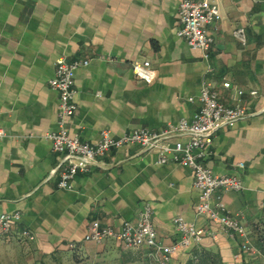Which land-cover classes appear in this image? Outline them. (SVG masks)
Listing matches in <instances>:
<instances>
[{"label":"crops","instance_id":"0c3cea01","mask_svg":"<svg viewBox=\"0 0 264 264\" xmlns=\"http://www.w3.org/2000/svg\"><path fill=\"white\" fill-rule=\"evenodd\" d=\"M183 1L0 0V216L21 214L10 234L0 229V264H158L146 247L85 240L92 222L121 230L147 206L164 245L181 239L178 217L205 231L171 264L197 254L223 264H264V0H216L220 16L210 28L215 43L208 58L177 35ZM238 28L245 29L246 44L235 38ZM60 57L89 60L76 72L77 111L67 129L91 144L103 130L120 137L192 120L206 83L228 106L235 92L224 82L244 89L249 114L217 132L203 162L215 174L242 179V191L219 189L213 202L245 226L258 253L197 213L194 171L159 164L156 150L113 149L99 166L76 175L72 189L59 188L61 156L46 135L60 129L59 92L51 86ZM135 61L152 63V84L134 75ZM188 140L182 135L172 143ZM22 230L35 240L24 239Z\"/></svg>","mask_w":264,"mask_h":264},{"label":"built area","instance_id":"2783aa9c","mask_svg":"<svg viewBox=\"0 0 264 264\" xmlns=\"http://www.w3.org/2000/svg\"><path fill=\"white\" fill-rule=\"evenodd\" d=\"M220 16V7L216 0H184L179 8L180 26L177 35L188 45L200 50L205 58L214 46L215 39L210 33ZM234 36L242 44H246L247 35L244 28L234 31ZM89 60L68 61L60 57L56 62L55 76L51 86L59 92V125L57 132L46 135L52 143L55 153L61 156V163L55 170L60 177L59 188L72 189V180L80 173H88L99 166L103 159L116 148L125 145H139L145 151L156 150L159 154V164L174 163L189 167L195 174V188L200 194V204L197 213L217 222L221 229L234 237L244 240L243 249L256 254L257 250L251 245L247 229L233 216L224 213L225 206L219 201L213 202L217 190L240 192L245 186L241 178L232 175L213 173L203 162L206 147L213 143L214 137L225 125L234 123L246 117L249 112L243 103L247 92L225 81L226 89L234 90L233 106H228L220 100V94L211 84L206 83L197 99L199 109L192 120H182L178 124H170L160 132L139 129L123 136L116 137L109 130L101 132L100 140L91 144L82 139L79 133L71 135L67 129V122L76 111L75 76L80 67L88 66ZM134 75L147 84H152L157 77L155 68L150 61H135L132 64ZM256 97L258 91L248 92ZM194 101V99H191ZM4 133L0 132V136ZM189 136L187 142L172 139L177 136ZM239 166L243 167V164ZM264 209V202H263ZM21 218L20 213L2 214L0 229L3 234H10L14 224ZM181 239L172 245H164L157 239V232L153 224V211L147 206L140 214L136 224L125 222L121 230L102 227L98 221L91 223L85 240L102 243L109 238L120 241L127 248L146 247L149 257L158 264H171L172 258L193 244L199 243L205 233L197 229L194 224L184 218L175 220ZM24 239L34 241L35 236L29 230H22Z\"/></svg>","mask_w":264,"mask_h":264},{"label":"trees","instance_id":"16d2710c","mask_svg":"<svg viewBox=\"0 0 264 264\" xmlns=\"http://www.w3.org/2000/svg\"><path fill=\"white\" fill-rule=\"evenodd\" d=\"M262 247V246H261ZM264 251V246H263ZM186 264H223L220 259L210 255H195Z\"/></svg>","mask_w":264,"mask_h":264}]
</instances>
